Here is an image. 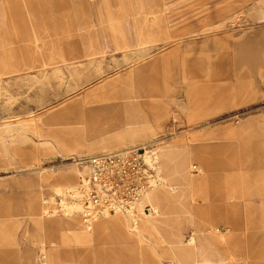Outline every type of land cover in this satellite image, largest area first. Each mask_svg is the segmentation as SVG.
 Listing matches in <instances>:
<instances>
[{
	"label": "rangeland",
	"instance_id": "obj_1",
	"mask_svg": "<svg viewBox=\"0 0 264 264\" xmlns=\"http://www.w3.org/2000/svg\"><path fill=\"white\" fill-rule=\"evenodd\" d=\"M130 117L149 135L115 129L114 118ZM154 141L165 170L164 145L192 164L182 172L192 179L175 184L162 170L171 191L189 188L179 214L187 234L194 226L187 239L222 240L206 248L216 263L264 264V0H0V264L176 263L150 216L158 237L131 251L124 235L62 242L42 209L62 214L61 184L82 190L80 159ZM30 191L54 198L35 203L45 231L26 205ZM115 215L135 228L124 212L93 228ZM60 217L89 233L79 215ZM171 245L184 264H201Z\"/></svg>",
	"mask_w": 264,
	"mask_h": 264
},
{
	"label": "built area",
	"instance_id": "obj_2",
	"mask_svg": "<svg viewBox=\"0 0 264 264\" xmlns=\"http://www.w3.org/2000/svg\"><path fill=\"white\" fill-rule=\"evenodd\" d=\"M155 144L156 141L131 146L78 161L87 170L80 177L87 203L85 218L93 220L114 212L154 213L146 196L162 181Z\"/></svg>",
	"mask_w": 264,
	"mask_h": 264
},
{
	"label": "crops",
	"instance_id": "obj_3",
	"mask_svg": "<svg viewBox=\"0 0 264 264\" xmlns=\"http://www.w3.org/2000/svg\"><path fill=\"white\" fill-rule=\"evenodd\" d=\"M118 48H130V47H117L116 49H118ZM71 50L73 51V48H71ZM126 121L129 122V125H127V127L130 129L129 131H127V129L124 130L123 125H124V123L126 124ZM113 123H114L115 129L116 128L120 129V131H119L120 133L142 134V135L148 134L149 135L150 127L147 124H144L143 122H141L140 117H130V121L127 120L126 118L124 120H122L120 118H114ZM244 125H246V122L244 123ZM162 148L163 149L161 152H165L170 156L171 163L169 164L168 170H165L163 168L162 163H160V166H161L162 170L164 169V171L166 172V175L169 177V179L171 181H173V184L179 183L181 181L182 177H184V176H186L187 179H192L190 175L182 174L184 166L192 165L189 162L187 155H183L182 153L178 152L177 150L171 149V148L167 147L166 145H164ZM103 149H107V148H103ZM182 162H184V163L181 164ZM193 168H194V166H193ZM36 179H37V177H36ZM65 185H69V184H61L57 188L60 190V188L65 186ZM188 189L189 188H187V185H184L181 188H179L178 191H171L170 189L158 190L153 196V202L159 211L165 210L168 213H172V215H178V217H180L179 216L180 207L183 206L188 201V200H186L187 195H188L187 193L189 191ZM28 195L30 196V198H29V202L28 203L26 202V205H27L29 211L31 212V214H33L35 216L34 221H35L38 229L45 231L44 221L41 219L42 217H40V215H38V210H37V207L35 206V203L37 200H42L41 201V205H42L44 199H47V197L41 196L40 194H38L35 191H30L28 193ZM32 200H33V202L30 203ZM174 202H176L177 206L175 205ZM181 203H183V204L181 205ZM42 209H43V213H44V207H42ZM172 210H174V211H172ZM192 210H193V207H192ZM192 213L194 214L196 219L198 217L203 216V214H200L201 215L200 216V215L196 214L194 211H192ZM58 217L59 216L54 217V220H55L54 223H55L56 232L57 233L60 231H61V233L63 232V234H61V241L62 242H64L65 238L68 237L67 234H70L71 238H74L77 241H80V240L86 241L88 239L91 240V239H95L96 237H98L101 240L107 239V240L114 241L115 243L119 244V243H121L120 241H122L121 240L122 235H124L127 239H133L134 238L135 245L134 244L131 245L132 246L131 251H134V248H135L134 246H137L136 243H139L141 241L142 244H145L146 242H149V241L151 242L153 240L151 238H153L154 236L158 237L155 234V232L153 231V229L151 228V226L145 221V219H142L138 223L137 226H134L135 228H130V222H129L128 218H126V220H127L126 221L124 216L115 215L112 219H106V220L100 221V222L97 221L98 223H97L96 227H94L96 230V234L92 233L93 232V230H92L93 227H92L91 229L86 230L89 233L84 232V233H81L79 235L78 233L75 234L77 232V227H78L77 222L72 223L71 227L61 228V223L59 222ZM187 219L188 218L185 215L184 219H181V217L179 218L180 222L174 223V222H176V220H175L172 222L173 224H168L167 226H165L163 229L164 237H166L168 239H171V238L177 239L178 238V239H182L183 241H186L187 237L190 235V233L194 229V226H193L190 229L189 234L186 233L187 228L186 227L183 228L182 226H183L184 222L186 224H188L189 221H187ZM189 219H191V218H189ZM182 220L184 222H182ZM124 221H126V222H124ZM197 221L199 222V219ZM191 224H193V222H191ZM198 224L200 225V223H198ZM117 227L122 229V231H120L119 234L115 235L112 231V233L109 235L110 237L105 238V235H106L105 230H107V229L111 230V229H115ZM201 228H202V226H201ZM209 229H212V228L209 227L207 230H205V229H203V230L208 231ZM69 232H71V233H69ZM206 235H208V234H206ZM209 237H211V239L216 238L222 245V242H223L222 240H219L217 237H214V236H209ZM135 239H137V240H135ZM157 240H158V242H160L159 243L160 248L162 247L161 251H164V253H167L168 255L174 256V258L176 259V263H174V260L172 259V264H184V262H182L183 260H182L181 256L171 253V250H170L168 244H167V246L161 244L163 241L159 237ZM212 241H214V240H212ZM221 245L218 244L219 247ZM120 246L122 248H125L124 244H120ZM95 248L97 249V247H95L93 245V247H90L89 250H92L95 252V251H97ZM154 248L148 247L149 251L152 254H155V253H153V252H155ZM220 248H222V246ZM126 250H130V249H126ZM45 251L46 250H43L42 253L45 254L44 253ZM51 253H55L54 255H56L57 259L61 258L60 255L62 254V252L60 251L59 246L55 245L54 241H52ZM3 255H4V252L0 251V257L1 258L3 257ZM47 255L48 254H45L46 259H47ZM180 259H181V261H180ZM211 261L213 262L214 260H211ZM3 262H6V259H3ZM58 264H60V263H58ZM61 264H66V263H61Z\"/></svg>",
	"mask_w": 264,
	"mask_h": 264
},
{
	"label": "bare ground",
	"instance_id": "obj_4",
	"mask_svg": "<svg viewBox=\"0 0 264 264\" xmlns=\"http://www.w3.org/2000/svg\"><path fill=\"white\" fill-rule=\"evenodd\" d=\"M161 154L169 156L165 152H161ZM156 158L158 160L157 156H156ZM158 167H159V171H160V175H161L160 177H161L162 181L160 182L159 185L155 186L153 189L148 191L147 196H146L147 202L154 209V213L140 212L139 214H136V215L135 214H131V213H125V214L130 218L131 223H132L133 226H137L138 223L142 219L148 218L150 216L152 218V220H153V223H154V226H153L154 229L156 228L160 232V234L162 236H164V231H163L164 227L167 226L168 224H173L172 222L174 220L171 219V216H167V215L166 216H164V215L161 216L159 214H156V213H158L159 210H158V208L156 207V205L153 202L154 194L158 190H161V189H170V187L168 186V183L164 179L160 164L158 165ZM66 195H68L69 198H70L69 202L66 201ZM58 197H59L58 198L59 202H60L61 206L63 207L62 214L58 215L56 213V211H54L53 213H50L49 211H45V208H44V213H45L46 218H54V217H57V216L70 217V216H74V215H79L82 218L85 226H87V229H91L93 227V223L96 222V221H94V219L93 220L92 219H87L84 216L83 217L81 216V213L86 211L85 210V203L86 202H85V194H84V192L82 190H80V187L78 186V183L69 184V185H65V186L61 187L60 190H59ZM187 198H186V200H187ZM48 199L52 200L54 198H52V199L51 198L44 199L43 203H46ZM182 204L183 203H181V205ZM38 207H40V205ZM180 211H183V212H186V213L189 212V210L187 209V202L183 206L180 207ZM173 218H175V217H173ZM111 219H112V217H111ZM62 222L65 223V221H62ZM62 222H60L61 223V227L62 228H68V227L72 226V223H74V220L72 222H67V224H64ZM116 229H117L118 232L122 231L121 228L117 227ZM108 233H109V231H108ZM109 235H110V233H109ZM164 238L167 239L173 245V247H175L177 250H181L182 251L181 254H182V256H184V258L185 257L186 258L190 257L196 263H197V261L200 260L201 264H225V260H221V261H219V263L211 261V258L209 257L210 255L206 251V248L208 246H210V245H216L217 249H219L220 247L218 246V244L216 243L214 238L211 239V237H209L205 233H203L201 236H198L197 238L186 239V241H183L182 239H178V238L177 239L176 238L168 239L166 237H164ZM212 240H214V241H212ZM171 244H169V245H171ZM221 249L216 251V253H218L220 255V253L222 252ZM42 255H43L42 256V260L45 261V259H46L45 254H42ZM49 257H51V256H49Z\"/></svg>",
	"mask_w": 264,
	"mask_h": 264
}]
</instances>
